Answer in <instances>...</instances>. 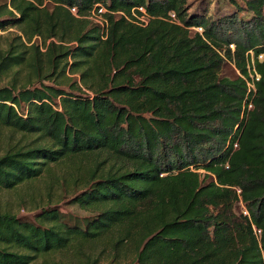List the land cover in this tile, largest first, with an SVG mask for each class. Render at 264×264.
Masks as SVG:
<instances>
[{
  "label": "trees",
  "instance_id": "obj_1",
  "mask_svg": "<svg viewBox=\"0 0 264 264\" xmlns=\"http://www.w3.org/2000/svg\"><path fill=\"white\" fill-rule=\"evenodd\" d=\"M47 1L0 0V32L22 33L0 49V125L26 140L0 155V189L97 157L72 199L94 215L0 209V264L86 246L113 263L264 264V0H227V14L214 0Z\"/></svg>",
  "mask_w": 264,
  "mask_h": 264
},
{
  "label": "rangeland",
  "instance_id": "obj_2",
  "mask_svg": "<svg viewBox=\"0 0 264 264\" xmlns=\"http://www.w3.org/2000/svg\"><path fill=\"white\" fill-rule=\"evenodd\" d=\"M196 8L206 0H191ZM211 12L227 14L231 6L227 0H214ZM192 4V5H193ZM242 14L241 16H243ZM245 16V15H244ZM22 33L19 28H11L0 32V49L6 50L14 36ZM26 140L20 134L0 125V155L14 146H22ZM97 157L77 158L66 161L54 167L53 176H44L42 179L24 184L13 190L0 189V209L9 210L27 221H33L35 216L44 208L50 207L61 211L68 217L86 218L94 215L93 212L80 209L72 205V199L83 190L79 180L94 168ZM100 258L96 262L97 258ZM37 264H130L127 262L113 263L101 246H86L82 254L63 252L54 254L45 261L39 259Z\"/></svg>",
  "mask_w": 264,
  "mask_h": 264
},
{
  "label": "built area",
  "instance_id": "obj_3",
  "mask_svg": "<svg viewBox=\"0 0 264 264\" xmlns=\"http://www.w3.org/2000/svg\"><path fill=\"white\" fill-rule=\"evenodd\" d=\"M27 1L31 2L32 4L40 8H44L48 2L47 0H27ZM71 12L74 15H77L76 8H72ZM105 12H106L105 9H99L98 11H93L89 18L95 23L102 25L104 22L103 15L105 14ZM140 12L142 13L141 16H135L137 23L143 27L147 26L149 24V16L146 13L144 8H140ZM200 31L202 30L200 29ZM260 59L262 60L263 56H260ZM260 79H261V76L259 74H257L255 71H250V79L247 81L248 91L250 94L256 93V82L260 81ZM252 109H253V103L251 102L247 105V110L250 111ZM244 213L247 214V212H244ZM255 232L257 235L261 234L260 230L255 229ZM263 254H264V250H263Z\"/></svg>",
  "mask_w": 264,
  "mask_h": 264
}]
</instances>
